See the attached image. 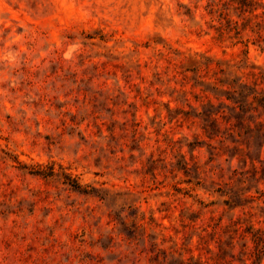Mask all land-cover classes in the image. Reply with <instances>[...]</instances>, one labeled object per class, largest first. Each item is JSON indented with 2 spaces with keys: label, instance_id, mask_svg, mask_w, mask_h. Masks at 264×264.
<instances>
[{
  "label": "rangeland",
  "instance_id": "374dc122",
  "mask_svg": "<svg viewBox=\"0 0 264 264\" xmlns=\"http://www.w3.org/2000/svg\"><path fill=\"white\" fill-rule=\"evenodd\" d=\"M255 1L0 0V264H151V236L254 264L241 234L264 232V141L225 124L211 140L191 69L210 58L264 90ZM216 223L224 245L200 251Z\"/></svg>",
  "mask_w": 264,
  "mask_h": 264
},
{
  "label": "trees",
  "instance_id": "16d2710c",
  "mask_svg": "<svg viewBox=\"0 0 264 264\" xmlns=\"http://www.w3.org/2000/svg\"><path fill=\"white\" fill-rule=\"evenodd\" d=\"M241 7H254L257 5L255 0H238ZM264 9V4L259 3ZM258 17V16H256ZM261 37V36H260ZM216 64V65H215ZM205 70L206 76L210 77V81H206V77L200 75L201 71ZM191 72L195 74L193 80L196 81V84L200 83V86L203 87V93L207 103L203 105L204 112L199 113L200 118L204 121L203 129L208 134V137L211 140L217 138H223L221 141H227L228 138H225V135L220 133V130L223 127V124L227 127L228 135L238 137L242 139L246 137L248 141L250 139H255V141H264V90L259 89V84L253 86L244 82L242 78H232V73L228 68L223 67L222 62H215L210 58H205L204 62H196L195 67L191 69ZM185 74V73H184ZM255 77V74H251ZM188 76L184 77V80H187ZM212 96V98H211ZM198 97V96H196ZM199 98V97H198ZM213 99L220 101V104L216 106ZM228 101L230 105L226 103ZM226 110L232 112L233 115L227 117ZM259 114L254 122L255 127L252 126V121L247 122L246 118L249 115ZM199 118V116H197ZM243 151L241 150V154ZM243 162V161H242ZM247 164V160L245 161ZM255 161H252L254 169H257ZM184 169L188 171V167L184 165ZM237 170H235L236 172ZM257 173V171H256ZM243 172L240 173V175ZM70 185L78 190H81V185L75 180L71 179ZM243 183L246 182V177L242 180ZM245 189L234 190L230 188L229 190H222L218 188L216 191L222 192L225 196H229L230 199H233L234 204L242 202V199L245 194L249 191H244ZM264 196L263 191H258V193ZM231 202V201H227ZM185 217V215H183ZM200 217H196L199 219ZM192 222H195L191 219ZM152 222L155 220L152 218ZM239 222H237L238 224ZM235 224V225H237ZM186 227V226H185ZM211 228V231L209 229ZM138 229V226L136 227ZM200 233V242L198 244V249L200 251L205 250L209 247L208 238L212 240H217V243L224 245L223 242V227L220 223H216L212 226H207L202 228ZM235 234H239V229L235 230ZM251 236L254 247L249 248L248 243L243 245L245 255L249 258L254 259V264H262V258L264 256V232L260 229H255L253 226H250L245 229L241 236L243 239ZM137 237L136 233L133 235L135 239ZM154 241L152 242V258L150 260L151 264H226L228 254L226 249H220L218 253H215L211 249H207L206 255L203 256V253L200 256L196 257L193 255V251L190 248H176L173 251H168L162 247L166 242L164 239L163 243H158L157 236H151ZM193 236L191 237V239ZM232 244V243H231ZM177 247V244H175ZM235 247V246H234ZM233 247V248H234ZM186 254H190L189 257H186ZM209 256V257H208Z\"/></svg>",
  "mask_w": 264,
  "mask_h": 264
}]
</instances>
